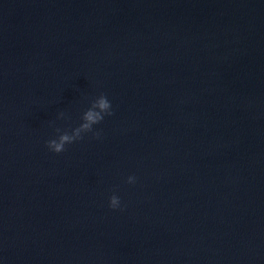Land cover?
Returning <instances> with one entry per match:
<instances>
[{
	"label": "water",
	"instance_id": "95a60500",
	"mask_svg": "<svg viewBox=\"0 0 264 264\" xmlns=\"http://www.w3.org/2000/svg\"><path fill=\"white\" fill-rule=\"evenodd\" d=\"M0 264H264V0H0Z\"/></svg>",
	"mask_w": 264,
	"mask_h": 264
},
{
	"label": "clouds",
	"instance_id": "9594fccd",
	"mask_svg": "<svg viewBox=\"0 0 264 264\" xmlns=\"http://www.w3.org/2000/svg\"><path fill=\"white\" fill-rule=\"evenodd\" d=\"M113 105L108 99L107 95L101 93L98 97L91 101L90 107L83 113L81 123L79 126L71 129H62L55 127L56 137L50 139L46 143L49 151L59 155L67 151L69 145L81 142L85 136L91 134V137L99 140L102 137V132L96 130V126L102 124L106 117L113 116ZM58 119H70L69 116L63 111L59 113ZM54 126V122H52ZM129 185H134L137 182L136 176H129L126 181ZM114 192L116 189L113 190ZM121 199L119 196L113 194L109 199V207L112 210L121 209Z\"/></svg>",
	"mask_w": 264,
	"mask_h": 264
}]
</instances>
